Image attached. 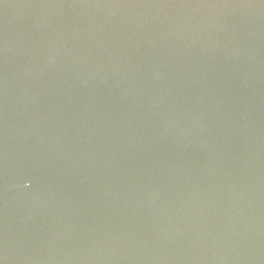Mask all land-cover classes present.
<instances>
[{"label":"water","instance_id":"obj_1","mask_svg":"<svg viewBox=\"0 0 264 264\" xmlns=\"http://www.w3.org/2000/svg\"><path fill=\"white\" fill-rule=\"evenodd\" d=\"M0 264H264V0H0Z\"/></svg>","mask_w":264,"mask_h":264}]
</instances>
